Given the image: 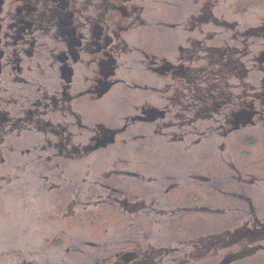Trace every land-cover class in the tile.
<instances>
[{
    "label": "flooded vegetation",
    "instance_id": "flooded-vegetation-1",
    "mask_svg": "<svg viewBox=\"0 0 264 264\" xmlns=\"http://www.w3.org/2000/svg\"><path fill=\"white\" fill-rule=\"evenodd\" d=\"M259 245L264 0H0V264Z\"/></svg>",
    "mask_w": 264,
    "mask_h": 264
},
{
    "label": "water",
    "instance_id": "water-1",
    "mask_svg": "<svg viewBox=\"0 0 264 264\" xmlns=\"http://www.w3.org/2000/svg\"><path fill=\"white\" fill-rule=\"evenodd\" d=\"M263 249H264L263 245L247 248V249H245V250H243L237 254H233V255L226 257L220 264H232L238 260L248 258V257H252V256L258 254Z\"/></svg>",
    "mask_w": 264,
    "mask_h": 264
},
{
    "label": "rangeland",
    "instance_id": "rangeland-1",
    "mask_svg": "<svg viewBox=\"0 0 264 264\" xmlns=\"http://www.w3.org/2000/svg\"><path fill=\"white\" fill-rule=\"evenodd\" d=\"M245 264H264V254H261L258 259L246 262Z\"/></svg>",
    "mask_w": 264,
    "mask_h": 264
},
{
    "label": "trees",
    "instance_id": "trees-1",
    "mask_svg": "<svg viewBox=\"0 0 264 264\" xmlns=\"http://www.w3.org/2000/svg\"><path fill=\"white\" fill-rule=\"evenodd\" d=\"M259 256H260V255H258V256H254V257H251V258H249V261L256 260V259H258ZM249 261H248V262H249Z\"/></svg>",
    "mask_w": 264,
    "mask_h": 264
}]
</instances>
